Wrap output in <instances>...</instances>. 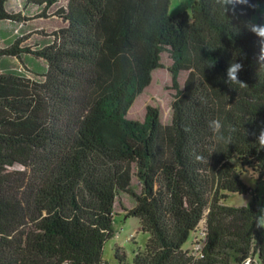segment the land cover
<instances>
[{
    "label": "trees",
    "instance_id": "trees-1",
    "mask_svg": "<svg viewBox=\"0 0 264 264\" xmlns=\"http://www.w3.org/2000/svg\"><path fill=\"white\" fill-rule=\"evenodd\" d=\"M23 1L41 17L59 2ZM7 4L0 0V21H22ZM169 7L69 0L50 44L34 49L20 38L0 49V57L29 54L48 65L42 80L0 73V264H110L104 247L115 236L120 192L134 198L126 215L149 239L131 263L118 247L119 264H264V229L254 222L259 188L244 180L251 173L264 182L262 45L243 26L257 7L225 12L215 0H197L175 16ZM165 52L176 90L171 124L154 106L144 121L131 119ZM232 62L242 64L238 79L247 87L225 83ZM216 118L231 144L209 139L207 122ZM231 194L251 200L228 206ZM202 222L199 256L187 242Z\"/></svg>",
    "mask_w": 264,
    "mask_h": 264
},
{
    "label": "rangeland",
    "instance_id": "rangeland-1",
    "mask_svg": "<svg viewBox=\"0 0 264 264\" xmlns=\"http://www.w3.org/2000/svg\"><path fill=\"white\" fill-rule=\"evenodd\" d=\"M69 0H59V2L47 12L46 17L39 14L42 9L36 5L27 6L23 0H8L7 9L10 13H22V21H0V49L12 45L17 39L26 38L23 46H31L34 49L42 48L50 44L53 40V33L64 26L63 21L57 15L60 7L67 6ZM197 0H170L169 14L175 16L179 13L191 11ZM255 18L258 24H264V2H260L252 19ZM163 69H158L153 73V79L149 87L138 97L137 105H133L129 117L134 120L144 121L148 106L159 108L161 122L169 125L172 122V104L176 90L172 87V75L168 68L172 64L170 54H162ZM47 62L38 59L33 55L24 54L19 60L12 56L0 57V73H14L35 80H42V75L47 71ZM187 72H182L179 77L180 87L184 86ZM137 99V100H138ZM245 182L259 188V208H264V182L257 183V178L251 173L244 176ZM132 187L137 192L141 191V183L137 177L133 178ZM245 197L239 194H231L226 201L228 206H242ZM135 205L134 198L125 192H120L116 200L115 215V236L109 240L104 247V259L110 264H119L115 257L116 249L121 248L127 255V262L131 263L135 254L143 249L149 239V235L141 231L140 220L136 217L126 215V209H131ZM193 240V234L187 242L189 246Z\"/></svg>",
    "mask_w": 264,
    "mask_h": 264
},
{
    "label": "clouds",
    "instance_id": "clouds-1",
    "mask_svg": "<svg viewBox=\"0 0 264 264\" xmlns=\"http://www.w3.org/2000/svg\"><path fill=\"white\" fill-rule=\"evenodd\" d=\"M215 3L221 7L225 12L228 10V7L231 6L233 12H235L237 5H244L248 7H257L256 5H252L249 3V0H215ZM244 28L254 34L261 42V52L259 56V61L261 65H264V24H258L255 18L246 20L243 22ZM242 64L237 62H232L227 69V79L225 83L229 86L236 84L240 87H247L246 84L241 82L238 79V73L242 70ZM207 127L211 132V136L209 139L213 142H225L231 144L232 136L228 135L227 137L224 135V125L219 118L211 119L207 122ZM190 129H185V131H189ZM235 128H230L229 132H235ZM257 144L259 145L260 149H264V129L259 132L257 137ZM203 158L199 155L196 156V160L200 161ZM256 227L259 229H264V208L259 209V214L255 215L254 220Z\"/></svg>",
    "mask_w": 264,
    "mask_h": 264
},
{
    "label": "built area",
    "instance_id": "built-area-1",
    "mask_svg": "<svg viewBox=\"0 0 264 264\" xmlns=\"http://www.w3.org/2000/svg\"><path fill=\"white\" fill-rule=\"evenodd\" d=\"M205 239H206V231H205L204 222H202L199 228L196 230L195 235L193 237L192 251L194 252L195 255H199V256L202 255L201 251L204 247ZM248 263L249 264H263L259 261L257 257L251 258L248 261Z\"/></svg>",
    "mask_w": 264,
    "mask_h": 264
},
{
    "label": "crops",
    "instance_id": "crops-1",
    "mask_svg": "<svg viewBox=\"0 0 264 264\" xmlns=\"http://www.w3.org/2000/svg\"><path fill=\"white\" fill-rule=\"evenodd\" d=\"M246 199H245V202L242 204V206H245L249 203V201L251 200L250 196H244Z\"/></svg>",
    "mask_w": 264,
    "mask_h": 264
},
{
    "label": "bare ground",
    "instance_id": "bare-ground-1",
    "mask_svg": "<svg viewBox=\"0 0 264 264\" xmlns=\"http://www.w3.org/2000/svg\"><path fill=\"white\" fill-rule=\"evenodd\" d=\"M139 101H140L139 99H138V100H136V102H135L134 106H135V105H137V104L139 103ZM134 106H133V107H134ZM133 107H132V108H133ZM130 113H131V111H130Z\"/></svg>",
    "mask_w": 264,
    "mask_h": 264
},
{
    "label": "water",
    "instance_id": "water-1",
    "mask_svg": "<svg viewBox=\"0 0 264 264\" xmlns=\"http://www.w3.org/2000/svg\"><path fill=\"white\" fill-rule=\"evenodd\" d=\"M246 264H249V263H246Z\"/></svg>",
    "mask_w": 264,
    "mask_h": 264
}]
</instances>
